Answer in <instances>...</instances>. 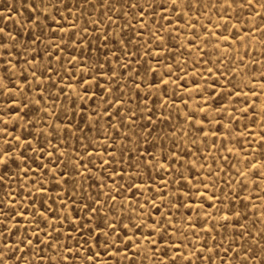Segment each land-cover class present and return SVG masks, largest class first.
<instances>
[{"label":"snow or ice","instance_id":"6c2138e0","mask_svg":"<svg viewBox=\"0 0 264 264\" xmlns=\"http://www.w3.org/2000/svg\"><path fill=\"white\" fill-rule=\"evenodd\" d=\"M252 39L264 0L0 5V264H264Z\"/></svg>","mask_w":264,"mask_h":264},{"label":"rangeland","instance_id":"374dc122","mask_svg":"<svg viewBox=\"0 0 264 264\" xmlns=\"http://www.w3.org/2000/svg\"><path fill=\"white\" fill-rule=\"evenodd\" d=\"M2 4H8L9 6H13L14 4V0H0V5ZM11 15H16L15 11H13L12 13H10ZM216 12L213 10L211 12H209V16L215 20L216 19ZM243 18L245 19V22L244 23H241L240 24V27L244 28L245 32H247V27H246V23L248 20H251V16L245 12L242 14ZM200 21L201 23L203 24H207V19L204 17V16H200ZM259 21V17L256 18V20L253 21V23H257ZM195 22V21H194ZM197 28H200V25L197 24L196 25ZM212 30H215V27L214 25L212 26ZM253 36L255 37L256 36V33H253ZM245 43H251L252 45V48L255 49V50H252V49H249L248 50V56H247V60H248V65H247V69H245V73H248L251 71V69L255 68L256 65H264V56H261L260 52L262 51V46H261V43L259 40L257 39H252V40H246ZM244 53H245V50L243 48L240 49V57L241 58H245L244 56ZM214 59V57H213ZM255 60L256 61V65H254L252 63V61ZM243 67V66H242ZM202 70V69H201ZM257 76H259V72H257ZM241 78V74H238L236 79L239 81ZM243 79L244 80H247L248 79V75L247 74H244L243 75ZM241 88H244V84L241 83ZM237 91H240V89L238 88ZM244 91L247 92L248 89L247 88H244ZM218 99V98H217ZM262 99H264V97H262ZM191 103V102H190ZM177 104L179 105V100H177ZM216 106V105H214ZM240 105H237V107H239ZM182 107V106H181ZM241 123H246V121H241ZM237 131H242V129H237ZM257 131H259V128H257ZM211 139V137H210ZM252 139H255V137H253ZM229 146H232V145H229ZM239 145H237L238 147ZM246 147H251V150H255V147L251 145V141L249 143V146H246ZM233 175L235 176V173L233 172ZM237 180H239V177L236 178ZM241 195H244V193H241ZM252 203L254 205H256V208H255V212H260V211H264V203H262L261 201L259 200H256L255 197L253 198V201ZM211 211V209H210ZM252 219H256V220H259L260 218L258 216H252L251 217ZM261 227H264V224H259L257 225L256 227V230L259 231ZM101 257L102 259H105L103 257V254H101ZM218 264V262H217Z\"/></svg>","mask_w":264,"mask_h":264}]
</instances>
